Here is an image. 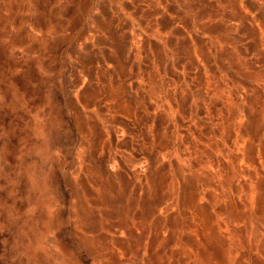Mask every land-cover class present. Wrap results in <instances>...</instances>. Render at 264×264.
<instances>
[{
  "label": "rangeland",
  "instance_id": "rangeland-1",
  "mask_svg": "<svg viewBox=\"0 0 264 264\" xmlns=\"http://www.w3.org/2000/svg\"><path fill=\"white\" fill-rule=\"evenodd\" d=\"M0 264H264V0H0Z\"/></svg>",
  "mask_w": 264,
  "mask_h": 264
}]
</instances>
